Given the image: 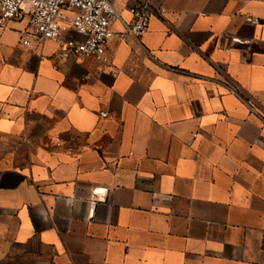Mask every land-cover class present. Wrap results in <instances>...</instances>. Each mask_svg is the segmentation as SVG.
Returning a JSON list of instances; mask_svg holds the SVG:
<instances>
[{"label": "crops", "instance_id": "crops-1", "mask_svg": "<svg viewBox=\"0 0 264 264\" xmlns=\"http://www.w3.org/2000/svg\"><path fill=\"white\" fill-rule=\"evenodd\" d=\"M152 3L105 64L0 27V264H264V0Z\"/></svg>", "mask_w": 264, "mask_h": 264}, {"label": "built area", "instance_id": "built-area-1", "mask_svg": "<svg viewBox=\"0 0 264 264\" xmlns=\"http://www.w3.org/2000/svg\"><path fill=\"white\" fill-rule=\"evenodd\" d=\"M127 9L132 15L129 21L123 19L112 0H0V27L27 17L21 39L24 46L59 41V58L93 59L105 64L111 41L133 38L142 43L151 20L166 13L164 5L155 6L152 0H136ZM118 20L124 25L121 31L113 29ZM258 20L248 18L251 23ZM101 115L106 117L108 113L101 112Z\"/></svg>", "mask_w": 264, "mask_h": 264}]
</instances>
